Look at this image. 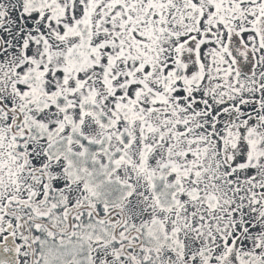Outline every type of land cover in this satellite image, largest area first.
<instances>
[{
  "label": "snow or ice",
  "instance_id": "1",
  "mask_svg": "<svg viewBox=\"0 0 264 264\" xmlns=\"http://www.w3.org/2000/svg\"><path fill=\"white\" fill-rule=\"evenodd\" d=\"M0 264H264V0H0Z\"/></svg>",
  "mask_w": 264,
  "mask_h": 264
}]
</instances>
